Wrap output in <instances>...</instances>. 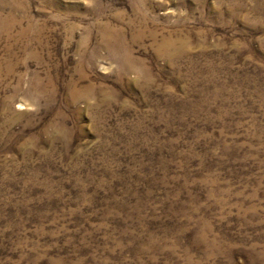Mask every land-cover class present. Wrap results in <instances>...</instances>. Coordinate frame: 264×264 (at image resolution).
I'll return each mask as SVG.
<instances>
[{
  "label": "rangeland",
  "instance_id": "rangeland-1",
  "mask_svg": "<svg viewBox=\"0 0 264 264\" xmlns=\"http://www.w3.org/2000/svg\"><path fill=\"white\" fill-rule=\"evenodd\" d=\"M0 264H264V0H0Z\"/></svg>",
  "mask_w": 264,
  "mask_h": 264
},
{
  "label": "bare ground",
  "instance_id": "bare-ground-1",
  "mask_svg": "<svg viewBox=\"0 0 264 264\" xmlns=\"http://www.w3.org/2000/svg\"><path fill=\"white\" fill-rule=\"evenodd\" d=\"M109 34H112V35H117L118 34V31H109L108 32V36ZM121 37V36H120ZM114 38V37H113ZM119 39V38H118ZM122 41V39H121ZM172 41V40H171ZM174 41V40H173ZM123 42V41H122ZM108 45V44H107ZM162 48L164 49H168V48H172L173 47V42H170L168 39H164L162 41V43L160 44ZM109 47V46H108ZM111 48V47H110ZM113 48V47H112ZM120 48V47H119ZM121 49V48H120ZM163 50V49H162ZM126 54V53H125ZM129 54V53H128Z\"/></svg>",
  "mask_w": 264,
  "mask_h": 264
}]
</instances>
